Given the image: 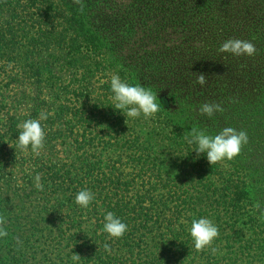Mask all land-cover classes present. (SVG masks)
<instances>
[{"label": "trees", "instance_id": "16d2710c", "mask_svg": "<svg viewBox=\"0 0 264 264\" xmlns=\"http://www.w3.org/2000/svg\"><path fill=\"white\" fill-rule=\"evenodd\" d=\"M232 38L257 54L218 53ZM113 74L150 88L159 112L116 110ZM262 74L264 0H82V10L74 0H0V264H74L73 254L76 264L264 262L254 207L264 208V93L252 96ZM208 102L223 113L201 115ZM42 112L36 155L19 148L18 125ZM194 125L245 130L249 143L210 165L183 138ZM81 190L94 193L87 208L75 203ZM107 212L128 225L122 238L103 231ZM200 218L219 229L215 255L194 247Z\"/></svg>", "mask_w": 264, "mask_h": 264}, {"label": "clouds", "instance_id": "9594fccd", "mask_svg": "<svg viewBox=\"0 0 264 264\" xmlns=\"http://www.w3.org/2000/svg\"><path fill=\"white\" fill-rule=\"evenodd\" d=\"M74 3L81 5L82 10V0H74ZM217 51L218 53H229L237 57L245 55L254 57L258 50L250 40L232 38L224 41ZM195 76L196 83L201 86L206 85L207 78L204 74H195ZM111 91L114 94L112 97L114 108L121 111L127 119L138 118L141 115L146 119L151 118L160 110L161 105L157 103V100H159L157 94L150 88L140 84L133 86L123 81L118 74L111 76ZM223 111V107L215 102L203 103L199 107L200 114L207 115L209 118H212L218 112L223 113ZM46 119L47 115L42 112L38 119H27L18 125V128L21 129L17 140L19 148L27 151L30 147L34 154H40L46 139V133L41 121ZM183 138L189 144L197 145L195 152L198 156L206 153L207 161L210 165L235 159L241 155L243 148L249 143L248 133L245 130H237L234 127H225L218 134L210 135L205 130L194 125L190 132L184 133ZM35 186L38 191H43L40 174L35 176ZM94 199V193L90 190H81L75 197V203L87 208ZM254 207L259 211L260 218L264 219V208H261L260 203L257 202ZM183 222L181 221V223ZM6 224L7 218L0 214V238H5L8 235ZM103 231L111 238L120 239L128 231V225L113 212H107L104 217ZM190 235L197 251H203L208 248L213 255L219 251L218 248L213 247L214 241L219 237V229L212 220L208 218L193 219ZM17 243H21L19 237H17ZM104 249L106 252L111 253V247L107 243L104 245ZM71 259L76 264L81 257L78 254H73Z\"/></svg>", "mask_w": 264, "mask_h": 264}, {"label": "rangeland", "instance_id": "374dc122", "mask_svg": "<svg viewBox=\"0 0 264 264\" xmlns=\"http://www.w3.org/2000/svg\"><path fill=\"white\" fill-rule=\"evenodd\" d=\"M263 82H264V74L260 75L259 79L255 80V82L252 85V92H253L252 96L253 97H259V96H256V95L264 93V86H259ZM256 103H258V105H257L258 108L262 109L264 111V98L262 99V98L259 97V99L256 100ZM254 109H255V107H253V109H251V111H253ZM234 114H236L235 111H232L231 112V116L234 115ZM236 115H238V114H236ZM257 186H259V184H257ZM259 263L260 264H264V262H259Z\"/></svg>", "mask_w": 264, "mask_h": 264}]
</instances>
